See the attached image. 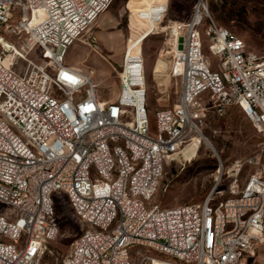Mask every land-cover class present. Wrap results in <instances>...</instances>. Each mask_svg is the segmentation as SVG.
Here are the masks:
<instances>
[{"label":"built area","instance_id":"built-area-1","mask_svg":"<svg viewBox=\"0 0 264 264\" xmlns=\"http://www.w3.org/2000/svg\"><path fill=\"white\" fill-rule=\"evenodd\" d=\"M110 3L0 0V202L11 208L0 212V264H43L62 200L83 228L60 264H242L264 243V146L235 162L226 197L175 206L153 198L166 162L211 115L238 107L264 141V56L218 23L209 0L163 26L169 0H128L131 16L166 33L179 85L176 103L152 120L142 53L125 52L115 99L101 96L95 69L66 61L82 38L107 60L91 30Z\"/></svg>","mask_w":264,"mask_h":264},{"label":"rangeland","instance_id":"rangeland-1","mask_svg":"<svg viewBox=\"0 0 264 264\" xmlns=\"http://www.w3.org/2000/svg\"><path fill=\"white\" fill-rule=\"evenodd\" d=\"M164 2L165 0H157ZM128 0H111L109 7L100 15L91 32L96 37L94 47L107 58L104 59L90 45L77 41L71 46L66 61L68 64L88 70L95 69V80L103 98L115 99L120 90V78L123 57L129 42L138 37V29L131 26L132 19L144 23L141 17L127 9ZM210 11L219 24L229 28L241 37L250 51L264 56V0H209ZM194 0H169V12L162 24L185 20L192 11ZM134 6V3H130ZM152 33V32H151ZM148 34L143 41L148 107L151 118L158 108L172 107L179 95V85L169 75L168 57L165 54L167 35L159 30ZM207 55L213 62L217 57L211 55L208 46ZM43 59L39 51L32 54ZM113 67H112V65ZM160 65H159V64ZM25 63L17 71L23 73ZM203 137L195 145H190L183 153L166 162L165 171L153 202L162 206H175L193 202H202L211 193L219 198L229 195L233 181L232 168L238 159H247L259 153L264 141L255 130L252 122L238 107H232L223 116L211 115L203 128ZM246 169L239 175L238 184L245 181ZM0 212L9 213L11 208L0 202ZM61 218V230L58 237L48 243L43 255V264H60L74 237L83 228L81 221L68 220L72 211L66 205H57ZM155 254V253H154ZM242 264H264V243L255 249L252 258Z\"/></svg>","mask_w":264,"mask_h":264},{"label":"bare ground","instance_id":"bare-ground-1","mask_svg":"<svg viewBox=\"0 0 264 264\" xmlns=\"http://www.w3.org/2000/svg\"><path fill=\"white\" fill-rule=\"evenodd\" d=\"M142 20H144L143 21L144 23H142L141 27L139 25L140 24L139 21L136 20L135 18L132 19V23H131V26L136 27L138 29V37L135 40L132 39L129 42V44H128L127 48H126V51L129 50V54L132 55L133 57H135L138 54L142 53L143 41L147 37V35L152 32L151 30L160 27V25L158 23L152 22L150 19H144V18H142ZM201 137L205 138L203 135H200L199 137H196V139L190 145H192V146L195 145V143H197L198 139H200ZM190 145L186 146L183 149V152ZM156 264H160V263L159 262H156Z\"/></svg>","mask_w":264,"mask_h":264},{"label":"trees","instance_id":"trees-1","mask_svg":"<svg viewBox=\"0 0 264 264\" xmlns=\"http://www.w3.org/2000/svg\"><path fill=\"white\" fill-rule=\"evenodd\" d=\"M59 204H60V205H62V204H63V205H66V203H65L64 200H62L61 203H59ZM67 218H68V220H69V217H67Z\"/></svg>","mask_w":264,"mask_h":264}]
</instances>
